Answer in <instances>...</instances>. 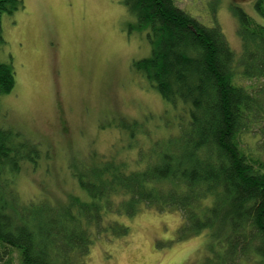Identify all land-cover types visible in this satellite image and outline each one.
<instances>
[{"label":"trees","instance_id":"1","mask_svg":"<svg viewBox=\"0 0 264 264\" xmlns=\"http://www.w3.org/2000/svg\"><path fill=\"white\" fill-rule=\"evenodd\" d=\"M119 2L151 47L132 72L182 108L186 126L132 163L107 160L74 176L86 197L42 199L36 210L18 201L14 179L40 157L37 144L0 126V264H15L12 252L17 264H83L102 212L133 216L141 207L178 212L176 238L204 234L212 264H264V161L238 140L257 131L264 139V0L254 3L259 19L231 9L239 59L217 24H203L174 0ZM22 7L0 0V41L2 14ZM14 84L12 65L0 62V97ZM106 222L117 223L115 236L127 235V225Z\"/></svg>","mask_w":264,"mask_h":264},{"label":"rangeland","instance_id":"2","mask_svg":"<svg viewBox=\"0 0 264 264\" xmlns=\"http://www.w3.org/2000/svg\"><path fill=\"white\" fill-rule=\"evenodd\" d=\"M21 1L22 8L1 16L0 62L12 65L15 84L0 97V126L37 144L40 157L26 162L14 179L18 201L36 210L42 199L86 197L74 176L107 160L132 163L178 134L187 115L132 72L131 63L149 57L151 47L144 32L130 27L135 20L119 0ZM255 2L174 0L203 24H217L238 59L242 48L231 9L259 19ZM257 132H241L238 140L264 161ZM109 213L102 212L99 229L91 230L95 237L83 264H212L204 234L176 238V211ZM109 219L127 225V235L115 236L117 223Z\"/></svg>","mask_w":264,"mask_h":264}]
</instances>
